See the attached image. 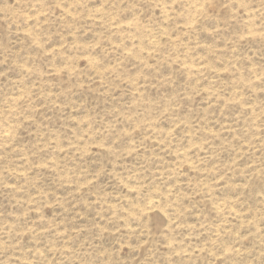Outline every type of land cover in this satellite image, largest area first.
Listing matches in <instances>:
<instances>
[{
	"label": "rangeland",
	"instance_id": "1",
	"mask_svg": "<svg viewBox=\"0 0 264 264\" xmlns=\"http://www.w3.org/2000/svg\"><path fill=\"white\" fill-rule=\"evenodd\" d=\"M0 264H264V0H0Z\"/></svg>",
	"mask_w": 264,
	"mask_h": 264
}]
</instances>
